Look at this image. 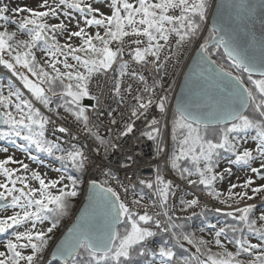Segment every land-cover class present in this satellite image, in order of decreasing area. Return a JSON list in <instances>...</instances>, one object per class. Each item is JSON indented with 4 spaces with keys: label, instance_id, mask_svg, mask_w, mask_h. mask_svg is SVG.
I'll return each instance as SVG.
<instances>
[{
    "label": "snow or ice",
    "instance_id": "1",
    "mask_svg": "<svg viewBox=\"0 0 264 264\" xmlns=\"http://www.w3.org/2000/svg\"><path fill=\"white\" fill-rule=\"evenodd\" d=\"M105 4L106 12L94 0L0 3V67L10 77L0 79V139L24 154L4 148L0 158V264H48L49 255L60 264H264V208L251 203L264 204V183L256 184L264 181V38L241 35L257 13L264 25V0H230L242 27L213 21L206 37L209 0ZM193 43L173 111L165 79ZM137 130L163 166L124 183L105 158ZM134 162L129 149L124 163ZM234 166L251 175L221 190ZM93 168L104 179L83 181ZM81 183L88 202L49 253ZM195 189L229 209L215 208L231 222L208 224L210 238L187 223L202 205Z\"/></svg>",
    "mask_w": 264,
    "mask_h": 264
},
{
    "label": "built area",
    "instance_id": "2",
    "mask_svg": "<svg viewBox=\"0 0 264 264\" xmlns=\"http://www.w3.org/2000/svg\"><path fill=\"white\" fill-rule=\"evenodd\" d=\"M197 48L196 43H193L189 46L188 51L184 53V57L182 61L180 62L179 66H177L174 69V74L172 71L169 72L168 77L165 79V84L170 88V91L168 93L169 95V103L170 106L173 101V94L176 90L181 77L183 75V72L186 68L188 59L190 58L192 52ZM95 101L93 102V104ZM109 104H112L113 102L111 100L108 101ZM113 106H115L113 104ZM159 118L158 113H153ZM66 114L61 112L60 120L63 121L65 119ZM71 122V121H69ZM105 118V123H106ZM166 133H168V128L166 129ZM103 134V132H102ZM80 143L82 144H90L91 141L88 139H85L84 135H81ZM131 149L132 154L135 156V162L132 164L131 168L124 163L125 159V153ZM157 163H163V160L160 158H157V152L156 147L154 146V143L152 141H149L146 137L141 136L139 133V130H137V133L135 136L125 139L123 141V147L121 150L116 151L114 154H110L108 157L105 158V164L107 165V168L105 170L112 171L114 175H116L121 181L124 183H127L126 176L131 177L132 182L136 183L139 179H149L152 178L155 175V166ZM165 175L168 176V173L165 172ZM97 178L98 180H103L104 177L100 174L99 170L96 168L91 169L87 173V180L89 177ZM114 184V182H113ZM184 188L185 185L181 183V190L177 192V196L173 203L179 204V197L181 195H184ZM197 194H200V190L195 189ZM187 198H191V196H188ZM211 208L214 209L216 207H220L223 210V206L219 203V201L211 200L210 198H207L202 195V205L199 208L195 209V212L200 211L201 209ZM179 215H186V214H180Z\"/></svg>",
    "mask_w": 264,
    "mask_h": 264
},
{
    "label": "water",
    "instance_id": "3",
    "mask_svg": "<svg viewBox=\"0 0 264 264\" xmlns=\"http://www.w3.org/2000/svg\"><path fill=\"white\" fill-rule=\"evenodd\" d=\"M230 0H213V4L211 6V9L209 11V21L208 26L212 27V22H223L226 27L233 28V27H242L239 24V21L235 18L234 12H232L227 5L229 4ZM244 32L247 33V38L251 39L252 37H255L257 41H259L261 38H264V25L261 24V17L259 13H257L255 19L251 22H248L246 24V27H244V31L241 33V35H244ZM197 51V50H196ZM196 51L193 53L192 57L190 58L188 65L186 67V70L184 72V75L181 79V82L178 86V89L175 92L174 95V102H173V109H175V104L178 100H181L185 96V89H184V77L187 69L190 67L192 61L196 58ZM87 187L85 190V196L83 202L80 204V206L76 209L74 220L64 229V231L61 233V235L57 238V240L54 242L50 253L55 252V248L59 245V242L63 240L64 235L67 233L68 228L72 227L73 224L76 222V218L79 217L80 212L83 210V207L87 204ZM49 260L53 262L60 261L56 258H53L51 255L49 256Z\"/></svg>",
    "mask_w": 264,
    "mask_h": 264
},
{
    "label": "rangeland",
    "instance_id": "4",
    "mask_svg": "<svg viewBox=\"0 0 264 264\" xmlns=\"http://www.w3.org/2000/svg\"><path fill=\"white\" fill-rule=\"evenodd\" d=\"M0 3H8L10 7H15V6H22L24 4H27L29 7H35L36 3H37V0H0ZM94 6L96 7H99L102 11H107V7H106V4H105V0H94ZM204 37V36H203ZM1 70V69H0ZM4 70V69H3ZM6 71V70H5ZM10 77H6L3 75V73L0 72V79H3V80H8ZM4 148H8L9 149V152L8 154H12V153H15V156L17 159H23L24 158V154L21 153L18 149H15L13 146H9L8 144H6L4 142V140L0 139V158L3 157V149ZM223 159V158H222ZM45 161L46 163H49V161L45 158ZM27 162V161H26ZM54 164V162H51ZM224 163L222 162L221 163V169L224 167ZM31 167L33 169H38L39 171L41 172H45V171H48V175L50 177H56L58 174L52 172L50 169H46L45 167L43 166H38L36 164H32ZM251 173L250 172H245L244 170L240 169L239 166H234L233 167V175L231 177H227L223 183L221 185H218V187L221 189V190H225L229 187L230 183H238V182H242L247 176H250ZM260 183H264V181H260L258 178L256 179V184H260ZM240 189H237V191H239ZM227 193L225 192V195ZM251 203H256L258 205H260L261 208H264V204H261L260 202V199L259 197L254 200V201H251ZM223 206V205H222ZM223 208L225 210H229L227 208H225L223 206ZM8 214H11V210H9V213ZM4 215V213H0V216ZM68 220V219H67ZM66 220V221H67ZM65 222V220L61 223V227H62V224ZM224 223V222H223ZM65 224V223H64ZM221 224L217 225L218 227L220 226ZM61 227L56 231L55 233V236L53 237L52 241H51V245L54 243V241L60 236V231H61ZM213 230L211 229H204V233H198L199 235H204L205 238H210V235L212 233ZM4 238H1L0 237V240H3ZM51 245H50V248H51ZM49 248V250H50ZM49 257V256H48ZM49 261V260H48ZM50 263V261L48 262V264ZM51 264H54V262H52Z\"/></svg>",
    "mask_w": 264,
    "mask_h": 264
},
{
    "label": "trees",
    "instance_id": "5",
    "mask_svg": "<svg viewBox=\"0 0 264 264\" xmlns=\"http://www.w3.org/2000/svg\"><path fill=\"white\" fill-rule=\"evenodd\" d=\"M212 1L213 0H209V10H210V7H211V5H212ZM210 30V28H209V26H207L206 25V29H205V32H204V37H206L207 36V34H208V31ZM222 51V50H221ZM219 62H223V63H226V59L224 60V61H219ZM0 69H2V67H0ZM173 109V108H172ZM173 111H174V109H173ZM170 127H171V125H170V123H169V141H168V143H169V146L171 147L172 146V142H171V139H170ZM163 135H164V139H165V130H164V133H163ZM6 144H8L9 146H12L11 144H9L8 142H6V141H4ZM155 144V143H154ZM47 159V158H46ZM86 174V173H85ZM85 174H83V175H81V179L84 181V178H85ZM83 187H84V183H81L80 184V190H81V196L80 197H78V200H77V202H75L73 205H72V212L69 214V216L67 217V218H65L64 220H67L73 213H74V211H75V209L77 208V206L79 205V203L81 202V200H82V197H83V195H84V191H83ZM203 212V214H201ZM214 219V218H220V221H222V222H231L230 221V219L229 218H227V217H225L224 215H223V213L221 212V213H218V212H216V211H214V210H210V209H207V211H203V210H201V211H199V212H197V214L196 215H194V216H192L191 217V219H189L188 221H187V223H188V225H189V228H190V230H192V226L193 225H195L196 223H205V224H208V222L211 220V219ZM63 220V221H64ZM62 221V222H63ZM61 222V223H62ZM181 222H183V220L181 221ZM193 231V230H192ZM1 238H5L4 236H0ZM160 241H161V238L160 237H157L155 240H154V244H159L160 243ZM50 245H51V242H50ZM185 246L186 247H188L189 248V251H195L193 248H191V246H189V245H187V244H185ZM214 251H215V249H213ZM49 262V261H48ZM52 262H50L49 264H51ZM54 264H59V263H57V262H54Z\"/></svg>",
    "mask_w": 264,
    "mask_h": 264
}]
</instances>
